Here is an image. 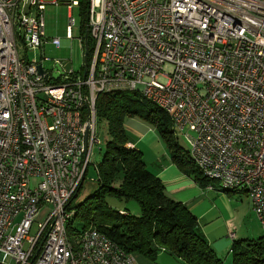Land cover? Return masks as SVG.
I'll return each mask as SVG.
<instances>
[{
    "label": "built area",
    "instance_id": "2783aa9c",
    "mask_svg": "<svg viewBox=\"0 0 264 264\" xmlns=\"http://www.w3.org/2000/svg\"><path fill=\"white\" fill-rule=\"evenodd\" d=\"M61 1L85 3V72L82 33L77 72L29 58L59 0H0V264H136L97 229H66L100 145L96 99L117 91L168 116L207 190L246 193L264 237V0Z\"/></svg>",
    "mask_w": 264,
    "mask_h": 264
},
{
    "label": "trees",
    "instance_id": "16d2710c",
    "mask_svg": "<svg viewBox=\"0 0 264 264\" xmlns=\"http://www.w3.org/2000/svg\"><path fill=\"white\" fill-rule=\"evenodd\" d=\"M84 10L82 3L80 33L90 45L89 37H85ZM96 117L107 121L108 141L96 170L97 188L74 207L75 216L66 225L68 238L73 241L77 233L91 227L132 255L151 260L163 251L184 264H222L199 232L196 218L165 192L161 181L146 168L141 151L126 146L125 119L138 117L148 121L155 125L168 148L170 161L201 187H206L210 182L196 168L188 150L176 141L168 116L137 93L117 91L98 95ZM106 195L120 201L134 200L140 209L139 216L127 210L108 209ZM77 219L79 223L75 225ZM229 251L232 264H264V237L233 240Z\"/></svg>",
    "mask_w": 264,
    "mask_h": 264
},
{
    "label": "crops",
    "instance_id": "0c3cea01",
    "mask_svg": "<svg viewBox=\"0 0 264 264\" xmlns=\"http://www.w3.org/2000/svg\"><path fill=\"white\" fill-rule=\"evenodd\" d=\"M135 120L129 119L124 122L123 128L128 139L126 146L141 151L146 168L161 181L165 192L175 201L182 203L196 218L199 232L205 237L222 263L224 257L231 256L229 250L232 241L245 239L243 237L246 234L242 232L240 216H249L255 235L258 238L263 236L251 203L231 198L232 194L244 192L228 195L217 189L207 190L201 187L170 161L169 153L156 130L151 127L147 130L142 129L144 123L140 125L139 121ZM136 125L141 128H137ZM225 207L228 208V212L225 211ZM230 234H233V238ZM133 257L136 264H184L181 260L163 251L151 260L140 255H133Z\"/></svg>",
    "mask_w": 264,
    "mask_h": 264
},
{
    "label": "rangeland",
    "instance_id": "374dc122",
    "mask_svg": "<svg viewBox=\"0 0 264 264\" xmlns=\"http://www.w3.org/2000/svg\"><path fill=\"white\" fill-rule=\"evenodd\" d=\"M44 1L50 2L52 0H44ZM84 12L85 10L83 11V13ZM69 17H72L75 21V25L71 31V35L67 33V29H66L68 25ZM82 20L83 19L79 7L70 10L66 5V3H64L61 0H59V6L46 5V9L44 11V26H45L44 35L48 39V41L44 45L42 51H36L35 53H30L29 58L32 60L33 57L38 58L42 54L47 59L46 61L43 62V66L46 70H51L55 65V61L57 60L61 62L63 71H68L69 69H72L76 72L79 71L83 64V60L81 58V52L79 49V41H78V37L80 36V24ZM52 38H58L61 42V46L56 47L55 45H53L50 42ZM164 71L170 72L171 67L165 65ZM129 119H136L135 121L137 122L139 121L138 123H140V125L144 123V125H142L144 128L142 129L147 130L148 127H151L156 130L155 125L149 123L146 120L140 119L138 117H128L125 120L127 121ZM137 128H141V127L138 125ZM172 130L174 132L176 141L179 143L180 146H182L184 149L187 150L188 145L184 140L183 136L181 135V133L175 131L174 127H172ZM95 132L97 138L100 141V145H96L92 149L89 160L90 163L87 169L86 177L81 185L80 190L78 191L74 199L71 201V205L73 207L84 202L86 198L89 195H91L93 191L97 188L96 170L104 154L106 142L108 141L107 121L105 119L101 121L97 119ZM156 133L159 135L157 130ZM166 149L169 153L167 147ZM214 185L216 186L217 190H220L219 187L221 186L219 183H214ZM223 195L226 196L225 194ZM231 196L232 199H235L237 201H240L241 199L242 202H246V203L250 202L246 193H241V194L236 193V194H232ZM105 205L107 206L108 209H111L113 211L127 210V212H129L133 216H139L140 214L139 206L137 202H135L134 200L120 201L110 195H106ZM225 211L228 212L227 207H225ZM239 219L241 220L242 223V232H244L243 234H246L245 237L243 238H245L246 240L257 239L258 236H256L254 233L255 230L251 223L250 217L240 216ZM37 223L38 220L33 222L31 230L29 232V236L35 235L37 231ZM78 223H79L78 219L75 220V225H77ZM89 228L91 227H88V229ZM226 258L227 256L224 257V262L222 264H231V256H228L227 260Z\"/></svg>",
    "mask_w": 264,
    "mask_h": 264
},
{
    "label": "water",
    "instance_id": "95a60500",
    "mask_svg": "<svg viewBox=\"0 0 264 264\" xmlns=\"http://www.w3.org/2000/svg\"><path fill=\"white\" fill-rule=\"evenodd\" d=\"M86 36H87V34L85 35V37ZM86 53H87V49H86V41H85L84 72L86 71ZM52 70L53 71L56 70L57 72H60V68L58 67V65H54ZM38 71H39L40 74H44V70L42 69V66L38 67ZM52 76H53L54 79H57L58 76H59V73H53ZM84 140H85V143H86V140H87V134L86 133L84 134Z\"/></svg>",
    "mask_w": 264,
    "mask_h": 264
}]
</instances>
